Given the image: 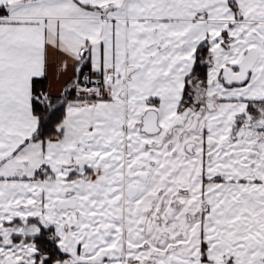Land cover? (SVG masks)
<instances>
[{
  "label": "snow or ice",
  "instance_id": "6c2138e0",
  "mask_svg": "<svg viewBox=\"0 0 264 264\" xmlns=\"http://www.w3.org/2000/svg\"><path fill=\"white\" fill-rule=\"evenodd\" d=\"M0 264H264V0H0Z\"/></svg>",
  "mask_w": 264,
  "mask_h": 264
}]
</instances>
